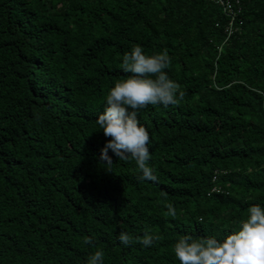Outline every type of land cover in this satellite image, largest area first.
I'll return each instance as SVG.
<instances>
[{"label": "trees", "instance_id": "obj_1", "mask_svg": "<svg viewBox=\"0 0 264 264\" xmlns=\"http://www.w3.org/2000/svg\"><path fill=\"white\" fill-rule=\"evenodd\" d=\"M238 1L225 39L213 0H0V264H87L97 249L103 264H180L181 236L223 240L264 208V0ZM135 45L167 51L185 93L137 111L155 181L111 149L110 170L100 159L96 119ZM146 232L160 239L144 246Z\"/></svg>", "mask_w": 264, "mask_h": 264}, {"label": "clouds", "instance_id": "obj_2", "mask_svg": "<svg viewBox=\"0 0 264 264\" xmlns=\"http://www.w3.org/2000/svg\"><path fill=\"white\" fill-rule=\"evenodd\" d=\"M171 64L167 51L146 54L140 45L133 46L122 58V69L130 73L126 79L115 82L106 96V106L97 116L96 123L106 137L111 139L101 149L100 159L110 170L113 163L108 149L121 161H135L141 179L155 181L154 169L149 166V133L139 124L137 111L148 105H177L184 98L177 82L165 71ZM130 109V110H129ZM168 215H177L171 203L166 205ZM144 246H151L159 235L146 232L136 238ZM118 240L125 246L133 243L131 234L121 231ZM92 245L93 238L85 237ZM174 254L180 264H264V208L258 204L248 209L247 218L239 222L223 240L215 237L194 239L181 236L174 244ZM104 252L97 249L89 256L87 264H103Z\"/></svg>", "mask_w": 264, "mask_h": 264}, {"label": "built area", "instance_id": "obj_3", "mask_svg": "<svg viewBox=\"0 0 264 264\" xmlns=\"http://www.w3.org/2000/svg\"><path fill=\"white\" fill-rule=\"evenodd\" d=\"M215 3L220 5L223 13L227 16V24L224 28L225 39L228 38L231 33L238 30L241 25V19L239 17L240 13V4L238 0H213ZM221 45H218L217 48L220 49ZM212 191H220L219 186H214L211 189Z\"/></svg>", "mask_w": 264, "mask_h": 264}]
</instances>
